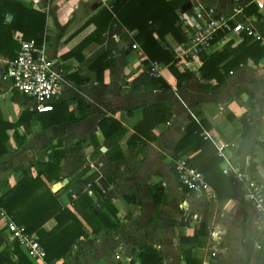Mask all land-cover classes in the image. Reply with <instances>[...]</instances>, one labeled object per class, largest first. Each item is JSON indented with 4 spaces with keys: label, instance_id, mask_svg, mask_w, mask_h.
<instances>
[{
    "label": "crops",
    "instance_id": "crops-1",
    "mask_svg": "<svg viewBox=\"0 0 264 264\" xmlns=\"http://www.w3.org/2000/svg\"><path fill=\"white\" fill-rule=\"evenodd\" d=\"M18 1L45 13L41 52L63 71L53 107L59 106L60 113L65 106L67 115L78 120L43 129L40 114L32 108L33 100L13 88L6 75L8 61L0 53V117L12 124L5 131L6 153L0 158V196L22 180L24 173L35 176L34 162H46L51 148L61 142L65 153L60 164L62 180L49 184L51 190L60 184L56 191L61 205L72 209L68 196L87 193L94 201L107 200L116 211L113 218L97 205L118 226L92 234L84 224L87 237L79 239L66 258L56 261L139 264L137 254L150 246L160 264H264V222L244 196L242 185L238 197L219 200L212 186L214 197L196 195L181 186L172 167L174 147L185 134L191 113L194 120L209 122L211 128L203 135L216 150L218 144H227L225 155L236 158L247 174L250 164L254 165V175L262 181L264 191V152L257 143L264 140V56L257 64L248 60L236 67L215 89L201 86L216 82L201 77L199 54L180 58L178 71L190 72L191 77L178 86L168 65H162L158 77L169 85L165 89L147 83L144 77L151 60L135 38L137 30L126 29L118 19L99 41L78 48L95 29L90 19L102 9H110L115 0ZM193 3L248 23L260 35L252 37L264 43V6L258 8L255 0H182L178 13ZM11 19L7 14L6 21ZM242 35L222 36L203 52L211 53L230 39L239 42ZM14 37L20 41L19 33ZM133 42L140 45L139 50L131 48ZM179 43L171 34L165 36L166 48L175 51ZM104 53L107 66L98 79L97 69L90 64ZM248 91L252 99H248ZM158 102L170 103L172 116L151 129L155 139L150 141L136 133L135 126L143 119V107ZM243 114L249 122L245 137L240 134ZM119 153L120 159H109L110 154ZM197 154L189 151L185 156L192 159ZM218 166L221 169L220 163ZM150 187L158 191L157 206ZM55 223L50 219L44 227L50 229ZM13 246L6 240L0 250L10 251Z\"/></svg>",
    "mask_w": 264,
    "mask_h": 264
},
{
    "label": "trees",
    "instance_id": "trees-1",
    "mask_svg": "<svg viewBox=\"0 0 264 264\" xmlns=\"http://www.w3.org/2000/svg\"><path fill=\"white\" fill-rule=\"evenodd\" d=\"M180 1L182 0H115L110 9L104 8L90 19V22L95 24V29L78 48L90 41H99L98 37L118 19L126 29L137 30L135 38L148 59L157 61L164 66L168 65L177 80L176 84L180 86L181 81L190 79L191 74L187 71L185 73L178 71L176 53L164 45L167 34H171L179 42L185 40L176 25L179 14L177 7ZM240 2L241 0H236V3ZM7 14L12 15L10 22L6 21ZM45 21V13L35 10L29 4L18 0H0V53L4 59L11 61L16 57L22 40H32L36 46L40 47L45 39ZM15 32L20 34V41L14 37ZM222 36L223 34H218L210 41V44ZM263 56L264 43L245 34L241 36L239 42L230 39L211 53L201 51L199 52L200 75L207 81L215 80L216 84L200 85L213 89L218 88L226 82L229 73L236 67L247 63L248 60L257 64ZM106 57L107 54L104 53L90 64V67L97 69L98 79L101 78L102 71L107 66ZM146 77L147 83L151 85L165 89L169 86L159 77L149 76L148 78L145 75L144 78ZM142 81L145 83L144 80ZM252 98L253 94L248 91V99ZM58 107L54 106L50 111L38 113L43 129L53 124H66L78 120L67 115L65 106L64 112L61 110L58 113ZM171 116L170 103L158 102L144 106L143 119L135 126V131L145 139L152 141L155 139V135L151 129L160 122L168 121ZM193 117L191 113L188 114L189 123L186 126L185 134L179 138L174 147V156L183 157L189 151H198L194 158H187L188 162L202 172L206 181L214 189L217 199L238 197V194H242L241 183L233 184L228 176L222 173L218 166L221 158L217 155L216 147L203 135L204 131L211 128V125L205 119L194 120ZM19 121L20 118L13 124L14 127L18 125ZM240 123V134L245 137L249 129L246 114L241 116ZM102 124L100 123V126L103 128ZM11 126L12 124L4 122L0 117V158L6 153L5 131ZM123 131L126 133L128 130L123 128ZM131 135L138 138L135 134ZM257 143L264 152V140H259ZM64 156L62 144L57 142V145L51 148L46 162L41 160L34 162L33 165L37 167L35 176L24 173L22 180L0 196V211H4L17 224L24 226L28 233L37 235L40 245L46 252L47 261L66 258L78 240L87 237L84 224L90 227L92 234L101 230L111 231L118 226L101 206L97 208V205H102L115 218L116 211L107 200L97 202L87 193H83L77 197L68 196L72 209L61 205L58 200L59 191H52L49 184L52 181L62 180L60 164ZM121 157V153L109 155L111 161ZM41 163L42 165L39 166ZM249 170L248 176L261 183L262 181L254 175L253 164H250ZM150 191L154 204L157 206L160 200L158 191L154 187H150ZM100 195L102 196V194ZM50 219H54L56 223L52 228L46 229L44 224ZM3 242L4 240L0 237V245ZM137 257L139 264H160L156 250L150 246L138 253ZM0 264L33 263L25 251L15 244L10 251H6L4 248L0 250Z\"/></svg>",
    "mask_w": 264,
    "mask_h": 264
},
{
    "label": "built area",
    "instance_id": "built-area-1",
    "mask_svg": "<svg viewBox=\"0 0 264 264\" xmlns=\"http://www.w3.org/2000/svg\"><path fill=\"white\" fill-rule=\"evenodd\" d=\"M255 2L258 8L264 6V0ZM176 25L185 38L177 44L174 51L178 59L196 56L220 33L227 37L238 34L260 37L248 23L234 21L233 16L200 3H193L190 8L180 11ZM131 48L139 50L140 45L133 42ZM162 67L161 63L150 61L146 72L150 77H158ZM6 75L15 90L33 100L34 111L41 113L52 110L54 99L61 91L63 71L42 54L41 48L36 46L34 41H21L16 57L8 61ZM226 147L227 144L217 146L222 173L227 175L233 184L241 183L244 196L254 205L260 220L264 222L262 183L250 178L236 158L227 157L224 153ZM172 167L181 186L196 195L214 197L212 188L202 172L191 166L186 156H173ZM0 237L13 245L18 244L35 264H61L59 261H47L46 252L37 235L28 233L24 226L17 224L2 210Z\"/></svg>",
    "mask_w": 264,
    "mask_h": 264
},
{
    "label": "water",
    "instance_id": "water-1",
    "mask_svg": "<svg viewBox=\"0 0 264 264\" xmlns=\"http://www.w3.org/2000/svg\"><path fill=\"white\" fill-rule=\"evenodd\" d=\"M60 187V184H56L52 187V191H56Z\"/></svg>",
    "mask_w": 264,
    "mask_h": 264
}]
</instances>
